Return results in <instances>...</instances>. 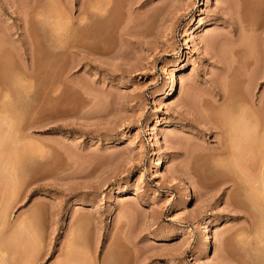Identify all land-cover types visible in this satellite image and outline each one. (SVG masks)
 <instances>
[{"label": "rangeland", "instance_id": "374dc122", "mask_svg": "<svg viewBox=\"0 0 264 264\" xmlns=\"http://www.w3.org/2000/svg\"><path fill=\"white\" fill-rule=\"evenodd\" d=\"M82 3L85 16L79 0H0V264H264L242 232L260 197L219 129L262 72L264 0ZM52 9L73 17L57 36Z\"/></svg>", "mask_w": 264, "mask_h": 264}, {"label": "bare ground", "instance_id": "6f19581e", "mask_svg": "<svg viewBox=\"0 0 264 264\" xmlns=\"http://www.w3.org/2000/svg\"><path fill=\"white\" fill-rule=\"evenodd\" d=\"M32 1V0H31ZM34 1V0H33ZM94 1V0H93ZM246 1H244L243 3L245 4H243V6H244V9H243V11L245 10V12L244 13H246V10L248 11V10H250L249 9V3L248 2H246ZM33 3V2H32ZM89 2H87L86 1V4H88ZM96 3V5H94V8H96V9H98L99 10V8H101V10H104L105 9V7H103L104 9H102V7H101V3L99 4V3H97V2H95ZM248 3V4H247ZM82 4H84V3H82V0L80 1L79 0V8H78V14H80V16H85L86 15V13L84 12V13H82L81 11H80V7L82 6ZM91 4H94L93 2L91 3ZM90 4V5H91ZM242 4V3H241ZM252 4V3H251ZM48 5H50V4H48ZM63 5V4H62ZM61 5V6H62ZM100 5V6H99ZM85 6V5H84ZM83 6V7H84ZM93 6V5H92ZM95 6H97V7H95ZM103 6V5H102ZM34 7V6H33ZM86 7V6H85ZM36 8V7H35ZM44 8V7H43ZM91 8H93V7H91ZM39 9V8H38ZM48 9V8H47ZM95 9V10H96ZM238 9V8H237ZM55 10H56V8H55ZM241 10V9H240ZM254 10V9H253ZM257 10V9H256ZM36 11H37V9H36ZM48 11H49V9H48ZM70 11V10H69ZM92 11V10H91ZM97 11V10H96ZM95 11V12H96ZM35 12V11H34ZM33 12V13H34ZM71 12H72V10H71ZM87 12V11H86ZM99 12H101V11H99ZM242 12V11H241ZM70 13V12H69ZM71 14V13H70ZM82 14V15H81ZM39 15H40V13H39ZM42 15H44V14H42ZM66 16V15H65ZM71 17H68L67 19H64V17H63V12L61 11H57V13L55 12V11H53V9H52V11L51 12H47V14H46V16H43L44 18H43V20L45 19V20H47L46 21V23L48 24V26L50 27L48 30L49 31H51V33H53L55 36H57V34H62V32H64V29H65V26L67 27V23H71V21H72V19H73V17H72V15H70ZM72 18V19H71ZM75 18H77V17H75ZM87 19H88V17H87ZM95 19H97V18H95ZM245 19V18H244ZM250 19V18H249ZM77 20V22H78V24L79 23H82V21L84 20V17H82V18H78V19H76ZM247 20V19H246ZM86 21V20H85ZM103 21V20H102ZM94 22V21H93ZM243 22V21H242ZM244 23V22H243ZM250 23V22H249ZM68 24V25H69ZM92 24V23H91ZM101 24L103 25V22H99V23H96L95 22V24L93 25H91L92 27H95V31H94V33L93 34H95L96 32H97V30H99L100 29V27H102L101 26ZM245 24H246V22H245ZM76 25V24H75ZM74 25V26H75ZM70 26V25H69ZM72 26V25H71ZM91 26H89L90 28H91ZM249 26V24L247 25V27ZM253 26V25H252ZM88 26H87V24H86V26H84L83 28H82V30H83V32H84V34H88L89 32H91L92 31V28H91V30L90 29H88L87 28ZM251 28V27H250ZM32 31V30H31ZM28 33H30V32H28ZM34 33V32H33ZM96 35V34H95ZM53 39V38H52ZM242 39V38H241ZM245 44V43H244ZM42 49V48H41ZM87 49H89L90 50V48H87ZM245 49V48H244ZM231 51V50H230ZM242 51V50H241ZM7 52V51H6ZM256 52V51H255ZM10 53V52H9ZM253 55V54H252ZM261 58H263V57H261ZM248 59H249V57H248ZM244 60V59H243ZM255 63H256V65L258 64V62L259 61H261V62H263V60H258L257 59V57H256V59H254L253 60ZM23 63V62H22ZM261 64H264V62L263 63H261ZM21 65V64H20ZM6 66V65H5ZM254 66H255V64H254ZM257 67V66H256ZM258 67H261V66H259L258 65ZM263 67V69L262 70H260V71H262V72H264V65L262 66ZM261 67V68H262ZM13 68V67H12ZM30 68V66H27V65H25V64H23V68H22V73H24L25 74V72L26 71H28V69ZM259 69V68H258ZM256 70H257V68H256ZM24 71V72H23ZM262 72H252L251 73V75H249V76H247L248 78H246V81H245V83L248 85L247 87H245V92H244V95H245V99H247V100H245L244 101V103H242V104H240V105H238V106H236L235 107V109H234V111H230L231 113L233 112V115L231 114H227L225 117L223 116V119L219 122V129H220V131H221V134H222V138H223V142L221 143L222 145H221V149H220V151H221V154L220 155H222V156H224V157H226V156H230V157H232L233 159H235V161L237 162V165L236 166H238L237 167V169H239V174H241L242 175V177H243V179L245 178V183H247V185L249 184V189H251V190H254L255 192H256V194H259L258 196L260 197V205H259V207L257 208V214H258V216H260V217H258L259 219H257V217H256V220H253L252 219V217H250V213H248L246 210V212L249 214V217L247 218V225L243 228V230H242V232L243 233H246V234H248V233H252V235H253V240H254V245L255 246H260L261 247V245L263 246L264 245V106H263V103H264V101L260 98L259 99V101H258V103H256L255 102V100H254V98H253V93H252V88H251V86L254 88V86L257 84L256 83V81H257V79L258 78H262L263 79V77H264V73H262ZM21 73V74H22ZM27 74V73H26ZM28 75V74H27ZM22 76H24L23 74H22ZM246 77V76H245ZM10 78V77H9ZM8 78V79H9ZM226 78V77H225ZM245 79V78H244ZM11 80V81H10ZM10 83H12L14 86H17L19 89L21 88V89H24V91H26L27 90V88L25 87V86H27V85H25V84H23V85H25V86H23V85H21V81L22 80H19V78H16L15 80H14V78L12 79V77L10 78ZM13 80V81H12ZM16 80H19L20 81V84L18 83V85L16 84L17 82H16ZM61 80H62V78H61ZM62 82V81H61ZM60 82V83H61ZM59 83V84H60ZM58 84V85H59ZM10 85V84H9ZM254 85V86H253ZM50 86V85H49ZM64 86V85H63ZM62 87V86H61ZM227 87V86H226ZM14 88V91H15V89H18V88H15V87H13ZM54 88V87H53ZM247 88H248V90H247ZM250 88V89H249ZM10 89V88H9ZM18 89V90H19ZM26 89V90H25ZM59 89V88H58ZM62 89H63V87H62ZM49 91L48 92H52V94L53 93H55L54 92V90L51 88V89H48ZM223 90V89H222ZM222 90H218L216 93H214L213 95H212V103H218L219 101H221L222 103H225V99L227 100L226 101V103H229V106H232L231 104H230V100L228 101V97H226L227 96V94L225 95V93H224V91H222ZM13 91V92H14ZM55 91H56V88H55ZM61 91V90H60ZM17 92V91H16ZM15 92V93H16ZM18 92H20V91H18ZM59 93V92H58ZM57 93V94H58ZM63 94V92L61 91L60 92V94H59V97H60V99H61V97L63 96L62 95ZM65 95V94H64ZM12 97V96H11ZM58 97V98H59ZM10 98V97H9ZM228 98V99H227ZM62 99H63V97H62ZM232 99V98H231ZM243 99V98H242ZM218 101V102H217ZM242 102V101H241ZM246 102V103H245ZM211 103V106H213V104ZM225 103V104H226ZM232 104H233V102H231ZM225 104H223L225 107H226V105ZM228 105V104H227ZM228 106V107H229ZM224 107V108H225ZM227 107V108H228ZM230 108V107H229ZM226 110V109H225ZM231 110H233V109H231ZM222 113H224V112H222ZM221 113V114H222ZM225 113H227V112H225ZM17 115V114H16ZM222 116V115H221ZM220 116V117H221ZM222 118V117H221ZM0 119H2V118H0ZM7 120H8V118H7ZM1 121V120H0ZM5 121V120H4ZM10 122V121H9ZM5 123V122H4ZM6 127V125H4V124H2L1 122H0V177H1V175L2 174H5L4 173V169H5V165H7L6 163H8V161H6L7 159H6V151H7V149L4 147L5 145L3 144V143H5V141L6 140H8V136L7 137H5V134L7 133H5L4 134V132H5V130L7 129V127ZM9 126V125H8ZM16 128V127H15ZM8 133H9V130H8ZM7 133V134H8ZM15 134V133H14ZM9 135V134H8ZM10 136V135H9ZM11 137V136H10ZM22 137V136H21ZM24 137V136H23ZM5 138H7L6 140H5ZM12 138V137H11ZM15 138V137H14ZM13 138V140L15 141V139ZM17 139V138H16ZM24 140H26V139H24ZM9 141H11V140H9ZM17 141V140H16ZM8 142V141H7ZM27 142V141H26ZM11 143V142H10ZM4 145V146H3ZM9 145H11V146H13L12 145V143L11 144H9L8 143V145L7 146H9ZM220 145V144H219ZM14 146H15V143H14ZM6 150H5V149ZM9 148V147H8ZM29 148V147H28ZM10 149V148H9ZM33 149V148H32ZM9 151H11V150H9ZM18 151V150H17ZM18 153V152H17ZM246 153H250V154H252V155H254L253 157V159H255V162H256V164H255V166H257V167H255L256 169H255V171H256V174H254L255 172H254V170H253V173H252V175L254 176H252V175H250V173L248 174V175H246L247 173H248V171H247V173L245 172L246 171V167L243 169V167H242V169H241V167L239 166V163H238V161H240L243 157H244V155L246 154ZM16 156V155H15ZM247 156V155H246ZM7 157L9 158V155H7ZM248 157V156H247ZM251 157V156H250ZM12 158V157H11ZM17 158V157H16ZM246 158V157H245ZM247 159H249V158H247ZM9 160V159H8ZM12 160H10V162H11ZM6 162V163H5ZM242 162H244V160L242 161ZM13 163V162H12ZM241 163V162H240ZM244 163H246V162H244ZM242 164V163H241ZM8 165H11V163L10 164H8ZM5 166V167H4ZM9 168V167H8ZM13 168V167H12ZM17 168V167H16ZM251 169V168H250ZM13 170V169H12ZM243 170H244V172L246 173H244L243 172ZM18 174V173H17ZM11 176V175H10ZM252 176V177H251ZM3 182V181H2ZM248 189V188H247ZM252 192V191H251ZM254 192V193H255ZM253 193V192H252ZM254 196V195H253ZM8 202V201H7ZM254 207V206H253ZM255 208V209H256ZM7 210V209H6ZM3 212H5V211H3ZM5 214H7L6 212H5ZM252 215V214H251ZM4 219H5V215H4V213H2V215H0V229L2 230V228L4 227L3 225H5L4 223ZM255 219V218H254ZM2 227V228H1ZM241 230V229H240ZM241 232V233H242ZM245 234V235H246ZM248 235H250V234H248ZM1 238V237H0ZM15 238V237H14ZM2 242L3 241H1L0 240V245L2 244ZM6 242V241H5ZM3 245V244H2ZM0 248H2L1 246H0ZM256 248V247H255ZM1 250V249H0ZM1 252V251H0ZM3 252V251H2ZM2 252L0 253V255L2 256ZM4 255V254H3ZM0 256V259H2V257ZM3 261V260H2ZM74 261V260H73ZM76 261V260H75ZM91 262H94V261H91ZM90 262V263H91ZM5 263V262H4ZM89 263V262H88ZM96 263V262H95ZM94 263V264H95ZM6 264V263H5ZM61 264H72V263H69V261L68 262H61ZM80 264V263H79Z\"/></svg>", "mask_w": 264, "mask_h": 264}]
</instances>
